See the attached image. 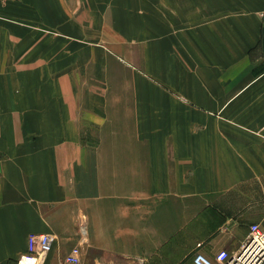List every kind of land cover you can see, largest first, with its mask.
<instances>
[{"label":"crops","instance_id":"obj_1","mask_svg":"<svg viewBox=\"0 0 264 264\" xmlns=\"http://www.w3.org/2000/svg\"><path fill=\"white\" fill-rule=\"evenodd\" d=\"M0 264H193L264 224V0H0Z\"/></svg>","mask_w":264,"mask_h":264},{"label":"built area","instance_id":"obj_2","mask_svg":"<svg viewBox=\"0 0 264 264\" xmlns=\"http://www.w3.org/2000/svg\"><path fill=\"white\" fill-rule=\"evenodd\" d=\"M1 162L0 156V164ZM53 240V236L49 234L29 235L27 254L22 255L16 264H42L45 255L52 249ZM79 254V248L73 247L66 263L77 264ZM192 261L193 264H264V224L250 225L246 239L237 249L221 250L213 258L195 253Z\"/></svg>","mask_w":264,"mask_h":264}]
</instances>
